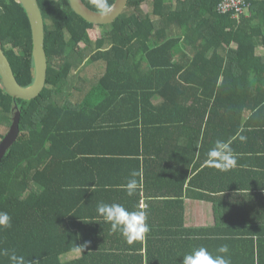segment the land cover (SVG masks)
<instances>
[{
  "label": "trees",
  "instance_id": "trees-1",
  "mask_svg": "<svg viewBox=\"0 0 264 264\" xmlns=\"http://www.w3.org/2000/svg\"><path fill=\"white\" fill-rule=\"evenodd\" d=\"M82 1L100 12L92 0ZM222 1L128 0L113 23L95 26L68 0H37L45 86L26 101L12 99L0 84V141L14 110L20 112L19 135L0 162V213L11 218V227H0V264H12L13 253L25 264H111L118 255L122 261L120 253L132 248L118 247L125 239L97 207L145 209L137 159L146 158L151 133L160 147L184 140L189 150L170 158L185 165V174L199 168L226 183L244 173V157L264 139V57L257 53L264 48V1L221 12ZM105 2L111 7L114 0ZM96 27L107 32L93 43L88 31ZM0 47L18 84L29 87L31 30L17 0H0ZM86 60L103 72L94 83L83 74L68 84ZM217 141L229 143L236 159L228 171L207 163ZM132 179L138 187L128 196L123 186ZM208 231L186 234L206 245L214 235ZM73 252L79 256L62 260Z\"/></svg>",
  "mask_w": 264,
  "mask_h": 264
},
{
  "label": "crops",
  "instance_id": "crops-1",
  "mask_svg": "<svg viewBox=\"0 0 264 264\" xmlns=\"http://www.w3.org/2000/svg\"><path fill=\"white\" fill-rule=\"evenodd\" d=\"M147 140L146 158L137 159L140 194L146 204L142 209L138 203V210L147 212L149 231L144 240L131 245L117 241L118 247L132 250L121 252L123 260L118 261V255L111 264H182L185 255L200 247L213 257L226 255L231 264H264V139H258L259 150L254 155L244 157V173L230 175L226 183L200 174L199 168L185 174V165L170 158L189 150L182 138L175 148L157 146L152 133ZM133 173L137 174V169ZM222 187L223 193L216 194ZM201 228L214 234L206 239V245L199 237L186 234ZM215 229H223V233L217 236ZM222 245L228 246L227 254L218 253ZM78 256L79 252H73L62 260Z\"/></svg>",
  "mask_w": 264,
  "mask_h": 264
},
{
  "label": "water",
  "instance_id": "water-1",
  "mask_svg": "<svg viewBox=\"0 0 264 264\" xmlns=\"http://www.w3.org/2000/svg\"><path fill=\"white\" fill-rule=\"evenodd\" d=\"M24 9L31 30L32 61L34 79L29 87H21L16 81L11 65L0 47V84L12 99L32 100L43 90L46 82L47 58L44 49V21L37 0H17ZM264 1V0H252ZM71 10L84 21L95 26L113 23L125 9L128 0H114L111 14L102 18L100 12L89 9L82 0H68ZM20 112L15 111L12 123L4 138L0 141V162L6 151L19 135Z\"/></svg>",
  "mask_w": 264,
  "mask_h": 264
},
{
  "label": "clouds",
  "instance_id": "clouds-1",
  "mask_svg": "<svg viewBox=\"0 0 264 264\" xmlns=\"http://www.w3.org/2000/svg\"><path fill=\"white\" fill-rule=\"evenodd\" d=\"M92 3L100 9L102 18L111 14L112 9L106 4L105 0H92ZM241 140L245 138L240 137ZM207 163L220 171H228L236 166V159L232 154L230 144L224 141H217L215 146L208 153ZM126 194L132 196L137 190V182L132 179L123 186ZM98 214L108 222L112 232H119L126 243L131 245L135 241L145 239L149 227L146 223L147 214L145 211L129 212L120 204H99ZM11 218L7 213H0V227H11ZM83 245L81 246L83 250ZM218 253L227 254L229 249L227 245H222L217 249ZM7 254V253H5ZM12 264H25L24 257L11 254L9 256ZM182 264H231L226 255H217L213 257L206 248L200 247L191 254L183 257Z\"/></svg>",
  "mask_w": 264,
  "mask_h": 264
},
{
  "label": "rangeland",
  "instance_id": "rangeland-1",
  "mask_svg": "<svg viewBox=\"0 0 264 264\" xmlns=\"http://www.w3.org/2000/svg\"><path fill=\"white\" fill-rule=\"evenodd\" d=\"M143 8L144 10H149V6L147 7L146 5L144 6L143 5ZM105 32H107L106 29H103V28H100V27H96V28H93L91 30L88 31L89 33V37L91 39V41L94 43L97 39H100L103 37V35L105 34ZM80 47H82L80 45ZM257 53L259 55H262L264 57V48H260L258 49ZM98 62L96 63H88L87 60L86 61H82L81 62V66L79 69H82V71L78 74V70H72L70 76H69V79H68V84H72L77 75L80 76V75H84V78L87 79L89 82L91 83H94V81L96 80V77L99 73L103 72V67L102 66H99L97 64ZM15 108V107H14ZM14 113H15V110H14ZM13 113V115H14Z\"/></svg>",
  "mask_w": 264,
  "mask_h": 264
},
{
  "label": "built area",
  "instance_id": "built-area-1",
  "mask_svg": "<svg viewBox=\"0 0 264 264\" xmlns=\"http://www.w3.org/2000/svg\"><path fill=\"white\" fill-rule=\"evenodd\" d=\"M244 0H223L222 3L219 5V10L221 12H227V11H231V10H235L236 12H239L240 10V4L243 2ZM142 207V206H141Z\"/></svg>",
  "mask_w": 264,
  "mask_h": 264
}]
</instances>
